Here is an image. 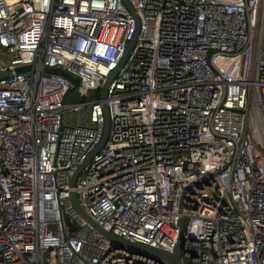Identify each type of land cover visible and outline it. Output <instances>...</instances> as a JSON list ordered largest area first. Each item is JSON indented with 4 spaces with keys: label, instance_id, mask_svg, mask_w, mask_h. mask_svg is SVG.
Masks as SVG:
<instances>
[{
    "label": "built area",
    "instance_id": "obj_1",
    "mask_svg": "<svg viewBox=\"0 0 264 264\" xmlns=\"http://www.w3.org/2000/svg\"><path fill=\"white\" fill-rule=\"evenodd\" d=\"M128 1L102 100L123 0H0V264H166L72 192L169 254L183 221V264H264V0Z\"/></svg>",
    "mask_w": 264,
    "mask_h": 264
},
{
    "label": "water",
    "instance_id": "obj_2",
    "mask_svg": "<svg viewBox=\"0 0 264 264\" xmlns=\"http://www.w3.org/2000/svg\"><path fill=\"white\" fill-rule=\"evenodd\" d=\"M123 1L136 20V24H137L136 36H135L134 40L131 42V44L128 48V51L125 54V57H124L121 65H120V67L116 71H114V73L111 75V77L103 84V86L101 88V92H102L101 93V99L102 100L106 99L107 92H108L110 85L112 84L114 78L116 77V75L119 72L122 65L125 63V61L129 57V55L133 49V46L137 40V37L139 35L140 22H139L137 15H136V11L128 0H123ZM29 69H30V67H22V68H19L17 70V72L23 73L25 71H28ZM49 71L53 72L55 74L62 75L64 77L70 79L72 81V83L74 84L75 89L78 88L79 79L74 78L73 76L68 74L66 71H63V70H49ZM8 75H9L8 73L0 72V79L8 77ZM103 108H104V116H105V129H104V134H103L102 140H101L100 144L98 145V147L94 150V152H92V154L88 157V159L77 167V170L75 171V173L73 174V176L71 178V187L72 188H74L76 186L77 180H78L79 176L81 175V173L83 172L86 165L93 159V157L96 154H98L103 149V147L105 146V144L108 140V137L110 134V115H109L108 106L106 104L103 105ZM71 200H72V203L74 204L76 210L80 214V216L84 220H86L91 226H93L100 234H102L107 239H109L113 243L114 248L120 249V250H127L133 254H141V255L147 256L149 258H152L154 260L165 262L166 264H183V251H182V236H183V229H184V222L183 221L180 222L181 234H180V238H179V242L177 244L176 250L173 254H169V253H166L163 251L156 250V249L151 248L149 246L127 242V241L113 235L112 233L104 230L101 226H99L93 220V218L90 217L85 212V210L81 207L79 200H78V197H77L75 192L71 193ZM65 239L67 240V238H65Z\"/></svg>",
    "mask_w": 264,
    "mask_h": 264
},
{
    "label": "rangeland",
    "instance_id": "obj_3",
    "mask_svg": "<svg viewBox=\"0 0 264 264\" xmlns=\"http://www.w3.org/2000/svg\"><path fill=\"white\" fill-rule=\"evenodd\" d=\"M78 92V91H77ZM75 98H76V96H73V97H71L70 99H69V101H73V100H75ZM65 223L66 224H70V219L68 218V217H65Z\"/></svg>",
    "mask_w": 264,
    "mask_h": 264
},
{
    "label": "trees",
    "instance_id": "obj_4",
    "mask_svg": "<svg viewBox=\"0 0 264 264\" xmlns=\"http://www.w3.org/2000/svg\"><path fill=\"white\" fill-rule=\"evenodd\" d=\"M75 93H77V92H75ZM76 94H74V96H75ZM77 98V97H76ZM94 99H99V93H97V96L96 97H94Z\"/></svg>",
    "mask_w": 264,
    "mask_h": 264
}]
</instances>
